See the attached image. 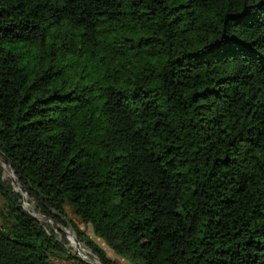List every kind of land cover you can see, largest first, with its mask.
<instances>
[{
  "label": "trees",
  "instance_id": "1",
  "mask_svg": "<svg viewBox=\"0 0 264 264\" xmlns=\"http://www.w3.org/2000/svg\"><path fill=\"white\" fill-rule=\"evenodd\" d=\"M5 163L103 264L67 206L128 264H264V0H0V264L74 256Z\"/></svg>",
  "mask_w": 264,
  "mask_h": 264
},
{
  "label": "rangeland",
  "instance_id": "2",
  "mask_svg": "<svg viewBox=\"0 0 264 264\" xmlns=\"http://www.w3.org/2000/svg\"><path fill=\"white\" fill-rule=\"evenodd\" d=\"M5 167H6V164H5ZM10 167H6V174L7 175H10L12 176V171L9 170ZM14 174V173H13ZM12 177H15L12 176ZM2 203V199L0 198V205ZM25 206L28 210L32 211L33 213L37 212L39 213L33 206V204L31 203H28L26 201L25 203ZM67 213H68V216L73 220L75 221L82 229H84V231L89 234L90 236H92L100 245H102L106 251L108 252V254L114 258L115 261H117L118 263L120 264H128L129 261L127 259H125L123 256L117 254L105 241L102 237L100 236H97L93 229H92V226L90 224H87L85 222H83L80 217H78L73 211L72 209L67 206ZM40 221H48L49 224L54 228L55 232L58 234V238H61V239H64L65 240V245L68 249V251H70V253H72L74 256H69V253H65L63 256H58V255H53L52 258L55 262V264H96V262L94 261H90L88 259H86L85 257H83L74 247L71 246V241L68 239V234L67 232H72L76 235V237L78 238L74 228L72 225H64L60 220H52L50 218H47L45 217L44 215L43 216H39L38 218ZM70 238H73V235L70 237ZM68 242H67V240ZM76 240V238H74ZM78 240H80L78 238ZM77 241V240H76ZM81 242V241H80ZM82 243H84V241H82ZM86 244V243H84ZM88 246L89 249H87L88 253L90 255H92V252L93 254L98 258V255L96 253H94V251L91 249V247L86 244ZM93 255L94 259L96 261H98L99 263L97 264H103L101 262V260H97L96 257Z\"/></svg>",
  "mask_w": 264,
  "mask_h": 264
},
{
  "label": "bare ground",
  "instance_id": "3",
  "mask_svg": "<svg viewBox=\"0 0 264 264\" xmlns=\"http://www.w3.org/2000/svg\"><path fill=\"white\" fill-rule=\"evenodd\" d=\"M6 167H7V165H6ZM19 188L21 189V191L24 195L25 203H26V201L28 202L24 190L18 186H17L16 190L19 191L20 190ZM34 215L39 216V213L35 212ZM67 234H68V239L71 241V246L74 247L83 257H85L86 259H88L90 261L96 262V264L99 263L98 261H96L94 259L93 255H90L88 253L87 249H89V248L84 243L80 242L74 233L69 231V232H67ZM72 235H73V238H70ZM74 238H76L77 241ZM96 259L99 260L97 257H96Z\"/></svg>",
  "mask_w": 264,
  "mask_h": 264
},
{
  "label": "water",
  "instance_id": "4",
  "mask_svg": "<svg viewBox=\"0 0 264 264\" xmlns=\"http://www.w3.org/2000/svg\"><path fill=\"white\" fill-rule=\"evenodd\" d=\"M6 164V163H5ZM8 167H10V171H12L13 172V170H12V167L10 166V163L9 164H6ZM14 173V172H13ZM12 173V176H14L15 174H13ZM13 183H14V185H15V187L17 188V186L18 187H21L20 185H19V181H18V179H17V177L15 176V177H13ZM24 190V189H23ZM28 200V199H27ZM98 258H99V256H98ZM100 259V258H99Z\"/></svg>",
  "mask_w": 264,
  "mask_h": 264
}]
</instances>
